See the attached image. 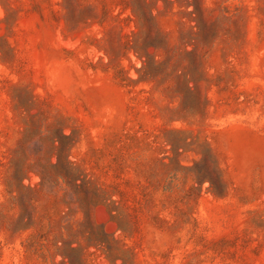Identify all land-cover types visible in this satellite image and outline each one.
Segmentation results:
<instances>
[{
  "label": "rangeland",
  "instance_id": "obj_1",
  "mask_svg": "<svg viewBox=\"0 0 264 264\" xmlns=\"http://www.w3.org/2000/svg\"><path fill=\"white\" fill-rule=\"evenodd\" d=\"M189 2L0 0V264H264V0Z\"/></svg>",
  "mask_w": 264,
  "mask_h": 264
},
{
  "label": "trees",
  "instance_id": "obj_2",
  "mask_svg": "<svg viewBox=\"0 0 264 264\" xmlns=\"http://www.w3.org/2000/svg\"><path fill=\"white\" fill-rule=\"evenodd\" d=\"M189 4H195V0L194 2H189ZM142 6L144 15L147 16V19L148 15L151 19L152 17L154 18L152 13L149 12L148 14L144 3H142ZM162 37L164 38V36ZM145 67L148 66L146 65L144 68ZM53 143H56V139L53 140ZM14 169V174L8 181V189L10 193L15 191L19 193L18 199L23 209H28L30 208V205H32L31 199H28L29 192L32 188L22 184L23 176L31 169L36 170L40 174L42 186L48 188L50 192H55L61 182L64 184L66 195H70L71 202L76 198V190L80 187L78 180L82 174L79 173L78 169L70 161L64 159L61 153H58L57 162L55 163L51 161L43 162L38 160L33 164H29L26 160H18L14 162ZM82 183H84V185H88L89 182L82 179ZM24 218L25 215L22 214L20 216V220H23ZM33 245H35V243H31L29 246ZM53 245L55 246L56 253L62 255L63 259L67 257L69 252H76L80 249L73 246V242H68L63 239H56Z\"/></svg>",
  "mask_w": 264,
  "mask_h": 264
}]
</instances>
